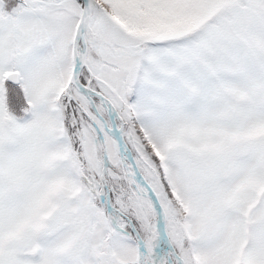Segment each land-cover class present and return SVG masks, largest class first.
Masks as SVG:
<instances>
[{"label": "snow or ice", "instance_id": "snow-or-ice-1", "mask_svg": "<svg viewBox=\"0 0 264 264\" xmlns=\"http://www.w3.org/2000/svg\"><path fill=\"white\" fill-rule=\"evenodd\" d=\"M0 264H264V0H0Z\"/></svg>", "mask_w": 264, "mask_h": 264}]
</instances>
